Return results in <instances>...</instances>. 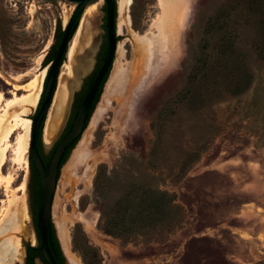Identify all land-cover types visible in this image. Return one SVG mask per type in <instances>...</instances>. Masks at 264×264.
<instances>
[{"label":"rangeland","instance_id":"obj_1","mask_svg":"<svg viewBox=\"0 0 264 264\" xmlns=\"http://www.w3.org/2000/svg\"><path fill=\"white\" fill-rule=\"evenodd\" d=\"M120 1L114 64L84 134L62 166L53 202L70 230V253L80 264H264V0H194L175 55L146 82L142 40L163 8L160 0H129L122 10ZM76 9L62 0H0L5 264H25L27 247L39 246L29 157L32 120ZM106 26V0L92 1L59 70L42 132L45 155L66 129L75 91L91 83L104 58ZM90 42L89 66L71 88L47 146L45 129L64 89L70 51ZM121 65L132 78L123 90L112 83ZM29 85L36 90L31 93ZM82 141L88 159L67 174ZM160 193L173 204L160 201ZM13 218L16 224H6ZM52 224L61 243L54 219Z\"/></svg>","mask_w":264,"mask_h":264},{"label":"bare ground","instance_id":"obj_2","mask_svg":"<svg viewBox=\"0 0 264 264\" xmlns=\"http://www.w3.org/2000/svg\"><path fill=\"white\" fill-rule=\"evenodd\" d=\"M129 3H130L129 0L120 1L121 9L122 10L127 9ZM160 3L162 5L164 12L163 17L161 19H158V21H156V23L154 24V30L151 31V34L149 36H146L142 40L146 48L144 56L147 55V59L143 63L142 78L143 77L146 78L144 82L148 81L154 76L159 75L162 72V70L165 69L167 65L166 64L167 60L170 59L173 53L175 55V51L178 49L177 47L179 40L181 37L184 36L185 34L184 31L185 29L188 28L193 16L192 10L194 6V0H160ZM91 50H92V43L90 42V43H86V48L82 49L79 46L74 45V47L70 51L69 54L70 66L68 67L69 70L68 75L66 74L67 77H65L66 79L64 78L65 79L64 89L60 92L58 98L59 99L58 105H57L58 107L57 109L55 108L56 110H54V112L52 113V116L50 117L48 125L46 126L45 129V144L47 146L51 144L55 136L56 129L58 128V125L61 122V118L63 115L60 111L61 108L63 109V107L68 103V99L70 98L69 95L71 88L76 85L77 77H79L78 75L81 72H85L89 66V63L86 61V57L88 56L87 53ZM119 50H121V54H123L124 51L120 48ZM129 77L130 76L128 74V69L124 68L123 65L119 66L115 72V75L113 76V82H112L113 87L117 86L118 89L119 88H121L122 90L126 89L127 83L130 82L132 79ZM142 78L137 82L139 88L141 86ZM29 88H30L29 89L30 92L32 93L33 91L36 90V85L33 87L32 85H29ZM2 100H3V96L0 95V102ZM33 100L34 99L32 98V96H30L28 97L27 102L31 104ZM10 105L11 103H8L6 108H8ZM30 127H31V122L29 120H26L24 122V128L26 130L25 138H27V136L29 135ZM18 143L19 146L21 147L23 144V139L19 138ZM87 155L88 154H86L85 141H82V143H80L79 147L73 154V157L70 162V166L66 168L65 172L67 174H70L79 166H82ZM1 165H2V159H0V166ZM53 205H54L52 207L53 219L55 221L58 235L60 237L64 251L66 252L67 258L69 259L71 264H80V260L75 258L70 253L69 250L70 230L67 227V224L64 222V220L62 219L60 220V217L58 216V208H59L58 201L55 200V203ZM6 222H7L6 224H8V222L9 223L14 222V224H16V219L13 218V220L11 221L9 219ZM4 228L1 230V232L4 231ZM5 256H6L5 251H3L0 248V264H5L3 262L5 260Z\"/></svg>","mask_w":264,"mask_h":264},{"label":"water","instance_id":"obj_3","mask_svg":"<svg viewBox=\"0 0 264 264\" xmlns=\"http://www.w3.org/2000/svg\"><path fill=\"white\" fill-rule=\"evenodd\" d=\"M62 1L77 5V9L75 10L74 14L72 15L71 19L69 20L66 28L62 33L57 52L53 61L50 64L40 101V109L32 120L31 142L29 149L30 160L32 161L39 176L40 196L38 204L37 229L41 240L42 256L47 262V264H58L49 247V228L52 224V207L55 193L57 190L60 171L63 166L62 163L70 146L79 137H82L87 128V123L90 117L92 105L104 79L113 67L118 45L115 17V4L117 3V0H107L106 18L108 51L106 59L101 69L99 70L94 82L92 83V86L85 100L83 101L71 128L55 147L48 167L46 168V165L37 150L41 123L50 111L56 91L59 69L63 63V59L67 54L68 47L72 40V32L74 26L80 16L83 14L85 8L94 0Z\"/></svg>","mask_w":264,"mask_h":264},{"label":"trees","instance_id":"obj_4","mask_svg":"<svg viewBox=\"0 0 264 264\" xmlns=\"http://www.w3.org/2000/svg\"><path fill=\"white\" fill-rule=\"evenodd\" d=\"M106 3H107V0H106ZM117 5H118V3L115 4V17H116V19H117ZM106 11H107V5H106ZM81 17H82V15L80 16V18L78 19V21L76 22V24L74 26V29H73V32H72V37H73L77 27H78V24L80 22ZM110 72H111V70H110ZM110 72L108 73V75L104 79V81H103V83H102V85L100 87V90H99V92H98V94L96 96V99L94 101L92 110L90 112V118H91V116H92V114H93V112L95 110V107H96L98 101H99V98H100L101 93L103 91L104 85H105V83H106V81H107V79H108V77L110 75ZM90 118H89V120H90ZM88 123H89V121H88ZM88 123H87V126H88ZM43 124H44V120L42 121V124H41L39 138H41ZM80 139H81V137H79L70 146V148L68 149V151H67V153H66V155L64 157L62 165H64L66 163L70 152L74 149V147L77 145V143L79 142ZM50 159H51V155L48 156V157H45V161L47 163H49ZM30 163H31L32 171H33L35 177H37L38 176L37 175V171H36V169H35V167H34V165H33L31 160H30ZM37 192H38V190H37ZM159 197H160V201H162V202H166L167 201V202H169V204H171V205L173 204V199H172V197L170 195H168L166 193H160ZM38 202H39V193L37 194V199H36V206L37 207H38V204H39ZM36 227H37V222H36ZM37 232H38V229H37ZM38 237H39L40 245L35 247V248L31 247V246H28L27 249H26V251H27V259H26V263L25 264H35V260H37V259L39 260V258H41L44 261V263L47 264L45 259L42 256L41 240H40L39 233H38ZM59 243L60 242L58 241L57 236L55 234V230H54L53 224H51L50 228H49V247H50V250H51V252H52V254H53V256H54V258H55V260H56V262L58 264H66V258H65L64 254H63L62 249H61V246H60L61 244H59Z\"/></svg>","mask_w":264,"mask_h":264},{"label":"flooded vegetation","instance_id":"obj_5","mask_svg":"<svg viewBox=\"0 0 264 264\" xmlns=\"http://www.w3.org/2000/svg\"><path fill=\"white\" fill-rule=\"evenodd\" d=\"M107 5V3H106ZM107 12V11H106ZM106 21H107V18H106ZM107 27V26H106ZM107 36V34H106ZM118 39V38H117ZM107 51H108V37H107V50H106V53L104 55V58L101 59V62H100V65L98 67L95 68V70L93 71L92 73V81L91 83H88V85H86V87H84V89L82 90V92H76L74 93V97H73V101H72V108H71V114H70V117H69V120L67 122V125H66V129L64 131V133L62 134V137L60 138V140L64 137V135L68 132V130L71 128L76 116H77V113L83 103V101L85 100L91 86H92V83L94 82L99 70L101 69L105 59H106V56H107ZM54 59V58H53ZM60 70V69H59ZM58 77H59V73H58ZM58 82V80H57ZM57 86V84H56ZM76 89V86L74 88V90ZM73 90V92H74ZM73 95V94H72ZM96 99V98H95ZM41 101V99H40ZM95 101V100H94ZM94 104V103H93ZM40 105H41V102H39V106H38V110L37 112L39 111L40 109ZM70 107V106H69ZM93 107V105H92ZM92 110V109H91ZM36 116V115H35ZM47 117V116H46ZM46 117L43 119L44 122L46 120ZM90 118V117H89ZM34 119V118H33ZM89 121V119H88ZM42 124V123H41ZM43 127H44V124H43ZM42 132H43V129H42ZM40 133V132H39ZM59 140V141H60ZM58 141V143H59ZM57 143V144H58ZM57 144L55 145V147L57 146ZM54 147V149H55ZM54 149L49 153V155H45L44 152H43V145H42V134H41V138L38 139V143H37V150H38V153L39 155L41 156L43 162L45 163L46 165V168L48 167V164L46 161H45V157H48V156H52L53 152H54ZM50 162V161H49ZM38 175V174H37ZM31 176H32V190H33V193L35 195V199H37V194L39 193V196H40V188H39V176L35 177L33 171H31ZM38 190V192H37ZM39 203V202H38ZM37 215H38V207H37ZM52 221H53V218H52ZM60 242V241H59ZM61 244V243H60ZM39 245H40V241H39ZM62 247V246H61ZM35 248V247H34ZM63 250V249H62ZM64 252V251H63ZM26 254H27V251H26ZM67 258V257H66ZM26 259H27V256H26ZM38 260V259H37ZM35 260V262L37 261ZM68 260V259H67ZM39 261L42 262V264H45L44 261L39 258ZM26 263V262H25ZM47 263V262H46ZM66 264H67V261H66ZM70 264V263H69Z\"/></svg>","mask_w":264,"mask_h":264}]
</instances>
